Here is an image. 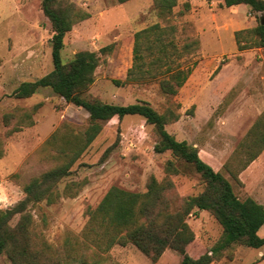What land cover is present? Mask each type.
<instances>
[{"label": "rangeland", "instance_id": "obj_1", "mask_svg": "<svg viewBox=\"0 0 264 264\" xmlns=\"http://www.w3.org/2000/svg\"><path fill=\"white\" fill-rule=\"evenodd\" d=\"M68 1L89 17L67 34L64 61L84 50L98 52L101 58L90 95L123 106L146 102L160 113L172 109L179 120L166 129L178 141L196 147L202 160L216 171L227 162L235 164L237 149L264 112V48L239 51L234 34L256 27L264 13L245 5L228 8L223 0H192L191 9L180 14L182 0L173 16L166 19L154 11L153 0L123 4L117 0ZM155 23L174 24L179 47L193 40L199 42L197 49L180 60L192 72L172 98L163 95L153 81L124 86L114 82L124 81L133 64L135 33ZM52 37L42 0H0V210L23 199L24 186L57 164L52 152L43 146L64 122L75 133H83L89 126V114L83 108L66 103L50 88H41L26 99L14 95L23 82L38 80L53 70ZM105 47L107 51L100 53ZM40 103L34 126L10 133L18 120L6 124L5 115L31 110ZM157 139L153 126L140 116L107 123L73 166V173L60 184L63 190L66 183H82L79 194L33 208L38 230L48 242L59 246L68 233L81 234L88 221L87 209L96 208L111 187L144 193L151 177L165 180V164L172 156L170 152H155ZM170 179L174 185L171 195L177 203L204 188L200 175L189 165ZM239 179L242 185L233 182L236 194L264 205V151L239 174ZM187 223L195 235L189 249L193 256L211 249L223 234L208 211L195 210ZM259 235L264 237V226ZM86 259L79 264H180V256L172 250L152 262L134 245H116L101 255L90 251ZM8 263L5 255L0 256V264ZM213 264H264V246L234 245Z\"/></svg>", "mask_w": 264, "mask_h": 264}, {"label": "trees", "instance_id": "obj_2", "mask_svg": "<svg viewBox=\"0 0 264 264\" xmlns=\"http://www.w3.org/2000/svg\"><path fill=\"white\" fill-rule=\"evenodd\" d=\"M123 4L130 0H117ZM182 0H153L154 11L161 18L170 19ZM228 8L245 5L252 11L264 13V0H223ZM180 14L191 9L184 1ZM42 10L51 23L53 37V70L35 81L23 82L14 92L18 99L32 97L41 88H50L66 103L83 108L89 114V126L83 133L64 122L46 141L44 149L52 152L57 164L33 177L24 186V197L14 206L0 210V256L5 255L8 264H79L86 263V255L108 253L114 246L134 245L152 262H157L166 250L180 256V264H213L234 245L248 248L264 246L259 235L264 226V205L251 197L241 198L235 192L234 183L242 185L239 174L264 151V112L240 144L235 153V164L227 162L219 171L199 156V151L186 141H178L166 126L179 120L172 109L160 113L146 102L116 105L106 103L89 94L95 82V72L100 65V55L93 51H79L64 61V41L74 25L89 17L68 0H42ZM262 21V20H261ZM261 21L252 29L235 32L239 51L264 48V25ZM176 26L155 23L134 35L133 64L124 81L115 80L118 86L134 82H156L161 93L175 97L187 82L192 69L180 62L186 53L197 49V40L179 47ZM108 47L100 50L107 51ZM41 103L31 110H18L6 114V124L17 119L10 133L34 126V115ZM126 116H140L157 134L154 150L158 154L170 152L172 158L165 164L167 177L162 182L151 177L144 193H137L113 186L96 208H88V221L81 234L68 233L59 246L48 242L38 230L33 208L45 203L56 204L61 197H76L80 182L60 184L70 176L72 168L110 122H121ZM185 165L200 175L203 191L177 203L172 198L174 187L170 177L182 173ZM195 210L208 211L223 229L220 240L206 252L193 256L189 249L195 235L187 218ZM16 220L15 222H13ZM101 253V254H99ZM50 264V263H49Z\"/></svg>", "mask_w": 264, "mask_h": 264}, {"label": "crops", "instance_id": "obj_3", "mask_svg": "<svg viewBox=\"0 0 264 264\" xmlns=\"http://www.w3.org/2000/svg\"><path fill=\"white\" fill-rule=\"evenodd\" d=\"M190 2H191V5L193 6V1L192 0H190ZM240 6H242V5H240ZM240 6H237V7H240ZM246 7V6H245ZM263 205V204H262Z\"/></svg>", "mask_w": 264, "mask_h": 264}, {"label": "water", "instance_id": "obj_4", "mask_svg": "<svg viewBox=\"0 0 264 264\" xmlns=\"http://www.w3.org/2000/svg\"><path fill=\"white\" fill-rule=\"evenodd\" d=\"M261 24L264 25V19H262Z\"/></svg>", "mask_w": 264, "mask_h": 264}]
</instances>
